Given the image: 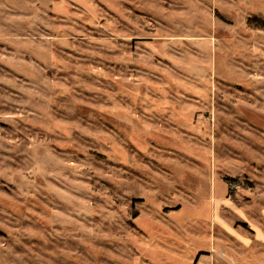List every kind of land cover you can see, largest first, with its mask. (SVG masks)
<instances>
[{
	"label": "rangeland",
	"instance_id": "rangeland-1",
	"mask_svg": "<svg viewBox=\"0 0 264 264\" xmlns=\"http://www.w3.org/2000/svg\"><path fill=\"white\" fill-rule=\"evenodd\" d=\"M0 264H264V0H0Z\"/></svg>",
	"mask_w": 264,
	"mask_h": 264
},
{
	"label": "crops",
	"instance_id": "crops-1",
	"mask_svg": "<svg viewBox=\"0 0 264 264\" xmlns=\"http://www.w3.org/2000/svg\"><path fill=\"white\" fill-rule=\"evenodd\" d=\"M156 4V3H155ZM157 5V4H156ZM159 8V12H157L156 14H154L155 18H159L160 21H161V24L159 26H157L153 32V38L155 39H167V38H170L171 35L168 34L169 32V28H171V22H170V17L172 18L173 17V8H169V9H166V7H164L163 5L160 4L157 5V9ZM163 20V22H162ZM165 21H168V23L170 24V27L168 28L167 27V23ZM166 30V33L164 32ZM150 39V38H148Z\"/></svg>",
	"mask_w": 264,
	"mask_h": 264
},
{
	"label": "trees",
	"instance_id": "trees-1",
	"mask_svg": "<svg viewBox=\"0 0 264 264\" xmlns=\"http://www.w3.org/2000/svg\"><path fill=\"white\" fill-rule=\"evenodd\" d=\"M229 181H230V182H235L236 180H234V179H229Z\"/></svg>",
	"mask_w": 264,
	"mask_h": 264
}]
</instances>
